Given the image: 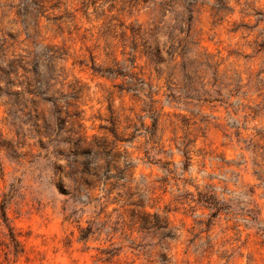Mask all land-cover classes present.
I'll list each match as a JSON object with an SVG mask.
<instances>
[{
  "label": "rangeland",
  "instance_id": "1",
  "mask_svg": "<svg viewBox=\"0 0 264 264\" xmlns=\"http://www.w3.org/2000/svg\"><path fill=\"white\" fill-rule=\"evenodd\" d=\"M0 264H264V0H0Z\"/></svg>",
  "mask_w": 264,
  "mask_h": 264
}]
</instances>
